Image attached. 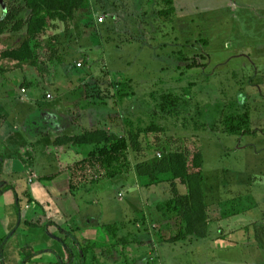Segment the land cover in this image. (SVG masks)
<instances>
[{
	"label": "rangeland",
	"instance_id": "1",
	"mask_svg": "<svg viewBox=\"0 0 264 264\" xmlns=\"http://www.w3.org/2000/svg\"><path fill=\"white\" fill-rule=\"evenodd\" d=\"M69 3L75 8L59 9L66 20L55 21L44 19L46 9L35 0H0V73H10V79L4 78L12 99L4 108L10 116L7 126L19 125L32 143L18 151L23 157L34 155L37 144L35 158L43 157L41 149L47 146L40 144L45 137L27 131L31 123L45 113L66 112L67 103L55 109L48 105L59 99H46L48 90L77 89L75 101L90 105L79 110L82 120L88 112L120 120L118 135L111 139L128 142L135 181L128 185L117 177L98 185L105 193L93 209L101 220L100 236L93 241L108 246L93 250L89 264H264V0ZM165 12H171L169 17ZM194 62L198 67H191ZM25 79L34 85L23 84ZM43 83L49 87L41 89ZM25 89L28 94H22ZM34 92L43 95L40 105ZM23 97L37 107L24 105ZM73 107L75 116L78 106ZM246 107L253 119L249 134L216 129ZM160 163L173 167L169 172L175 180L146 187L138 169L154 170ZM191 176L200 180V190L190 183ZM15 178L1 183L11 185L0 196L3 222L14 192L28 185ZM180 208L196 218L191 231L202 237L174 245L171 239L186 231L174 212ZM113 223L121 226L119 237L129 235L130 244L114 247L116 240L105 230ZM90 232L78 233V239L91 237ZM191 246L198 255H191ZM228 247L235 257L227 258Z\"/></svg>",
	"mask_w": 264,
	"mask_h": 264
},
{
	"label": "crops",
	"instance_id": "2",
	"mask_svg": "<svg viewBox=\"0 0 264 264\" xmlns=\"http://www.w3.org/2000/svg\"><path fill=\"white\" fill-rule=\"evenodd\" d=\"M11 68V71L14 72V67L11 66ZM15 71H20V69L15 68ZM7 74L10 73L7 71L5 76L0 73V196L5 197L6 189L11 187V185H7V187L1 185L9 178L16 177L17 183H28V185L24 186V189H20L18 193L14 192L15 196L11 210L5 213L6 219L4 222L0 219L1 231H4L3 235L0 236V259L2 261L0 264H69L71 258L66 252V246H69L76 256L80 254L78 245L67 234H76L74 236L78 239V233L91 231L89 233L91 237L81 236V240L78 239L81 243L85 240L93 241L95 238H99L101 220L97 213L96 215L93 214V209L98 208L100 196L105 191L103 189V192H99L97 187L101 183L112 180H105L97 185L77 187L73 190L69 184L71 179L70 166L78 154L86 159L93 151L92 148L95 149L99 144L88 143L79 147L73 145L70 139L85 134H94L98 131L103 132L102 134H105L106 138L108 135L116 136L118 135L117 130H119L116 129V125L121 128L119 125L120 120L113 121L110 119L109 114L105 117L95 116L93 112L86 113V117L82 120L81 117L84 116V113L79 112V110L90 105H85L87 100H83L85 103L82 105L80 104L82 100H78L79 98L75 101V97L79 92L77 89L57 87L55 89L56 93L48 90L46 91L47 95L51 94L53 99H55V95L59 97L58 100L48 105L55 109L63 107L67 103L64 107L66 112L62 115L45 113L43 119L31 123L27 131L32 132L33 129L37 136L45 137V141L40 144L47 146L41 149L44 152L43 157L38 158L42 155V153H39L37 159L35 158L38 144L32 145L36 151L34 155L32 153V155L23 157L19 155L18 151H23L32 143L23 136L26 131L21 130L19 125H14L13 129L7 126V120L10 116L4 108L12 100L6 89L7 83L5 84L4 81L10 79L7 78ZM11 74V79H13L14 74ZM24 83L32 85L33 81L25 79ZM78 83L77 81L75 86ZM9 85L11 89L14 86L13 84ZM43 86L49 87L43 83L41 89ZM33 87L32 89H34ZM38 87L36 89H40ZM26 91V94H28L29 90ZM35 94L38 99H34V101L40 105L43 95ZM21 101L24 105L37 107L33 103L34 101L30 102L25 97ZM74 105H77L78 108H75L76 114L72 116ZM53 112L56 111L53 110ZM32 113H35V110H32ZM43 127L50 132L48 134L44 133L46 131H43ZM41 129L42 131H39ZM123 130L122 128L121 131ZM13 138L15 139L13 140ZM11 144L15 145V153L12 157L10 156L13 152ZM56 145H58V149H53L52 147ZM85 150L89 153L85 154ZM65 152L72 153L71 157L63 158L61 153ZM119 177L127 179L128 185L133 184L135 181L134 171L130 175ZM15 187L13 186V188ZM106 191L109 192L110 190ZM84 212H91L87 214L86 219H83ZM161 223L163 224L164 220ZM31 236H38V238L32 239ZM190 241L192 242L193 238ZM208 244L209 242H206L204 246ZM174 245H177V243ZM227 249L229 250L228 254L226 253L228 257H225L229 259L235 257L233 254L235 251L229 247ZM197 251L195 247L191 246V255H196ZM192 252L196 254H192ZM237 256H239L238 253ZM240 256L246 257L244 254ZM78 262L80 264V260L76 257L74 263L77 264Z\"/></svg>",
	"mask_w": 264,
	"mask_h": 264
},
{
	"label": "trees",
	"instance_id": "3",
	"mask_svg": "<svg viewBox=\"0 0 264 264\" xmlns=\"http://www.w3.org/2000/svg\"><path fill=\"white\" fill-rule=\"evenodd\" d=\"M41 8H44L46 10L44 11V16L46 18H50L51 20H58L57 18H61V12L59 9H65L70 10L75 8V6H72V3L69 2L71 0H51V4L43 5L42 3L44 0H35ZM57 1V3H56ZM55 2L59 8H53V3ZM170 4L171 1H168ZM74 5V4H73ZM53 11V12H52ZM73 13V12H71ZM171 12H165V16L169 17ZM68 18V15L65 16ZM61 19L66 20V18L62 17ZM47 23V22H46ZM46 23L44 24L46 26ZM197 64L194 62V65L191 67H196ZM198 67V66H197ZM253 119H252V111L250 108L246 107L245 112L242 115L238 116H227L223 121L222 125L220 127L219 124L216 126V129H224L225 132L239 135L244 132L245 134H249L251 131ZM103 132L98 131L94 134H85L80 137H73L70 139V142L73 145L82 147L84 144H93L97 143L99 146L95 148L96 151H92L90 155L83 159L81 154H78V156L74 159L73 164L70 166V186L74 190L77 187H83V186H89V185H97L101 183L102 181L114 179L119 176L123 175H130L133 173V162L131 160L129 145L126 140H114L111 139V137L115 136H107L105 134H102ZM93 135V136H92ZM104 136V137H103ZM131 137H137L135 135ZM132 140V138H131ZM104 143V144H103ZM98 148V149H97ZM68 153V152H65ZM69 157H71L72 153H68ZM183 161V160H182ZM186 164V161H184ZM183 163V164H184ZM184 164V165H185ZM182 165V167H184ZM171 166H173L171 164ZM170 166H167V164H157L155 166L154 170H151L150 166H142L139 170L140 173V182H143L146 187H150L153 185L161 184L164 180H175V176L173 175V172H169L173 170V167L169 169ZM169 169L168 171H166ZM164 171V172H163ZM174 171V170H173ZM170 173V174H169ZM193 185L194 188L198 191L200 190V180L194 181V179L190 178V183ZM178 209L174 212H176L178 218L181 215V218L185 221V229L182 233H180L176 238L171 239V243H178L180 241H185L184 239H190L193 237V235H197L198 237H202L199 235L198 231H191V225L192 222L196 223V218H194L192 215H189L186 210H182L180 208L179 212H177ZM120 225L117 224H108L105 226V230L109 233V236L116 240L114 242L115 246H122L130 244L129 242H132L129 235H123L124 237H119V230ZM67 234V233H66ZM73 242L78 245L79 250V256H76V254L69 248V246H66V252L70 256L71 261L69 264H74L75 258L78 257L80 260V264H89L88 256L93 250H97L100 248L107 247L108 244L105 243H98L92 240H85L84 242H80L76 236V234L70 235ZM205 237V235H204ZM203 237V238H204ZM135 241V240H133ZM113 246V245H112ZM112 248V247H111ZM1 263V262H0Z\"/></svg>",
	"mask_w": 264,
	"mask_h": 264
},
{
	"label": "built area",
	"instance_id": "4",
	"mask_svg": "<svg viewBox=\"0 0 264 264\" xmlns=\"http://www.w3.org/2000/svg\"><path fill=\"white\" fill-rule=\"evenodd\" d=\"M104 20H105L104 18H100V19H99V22L102 24V23H104ZM78 67H79V68L82 67V64L79 63V64H78ZM26 92H27L26 89H25V90H22V94H26ZM47 99H48V100H52V99H53V96H52L51 94H48V95H47ZM0 262H2L1 259H0Z\"/></svg>",
	"mask_w": 264,
	"mask_h": 264
}]
</instances>
